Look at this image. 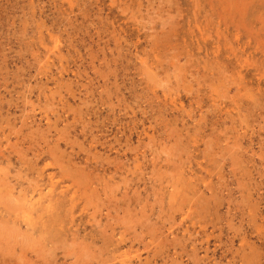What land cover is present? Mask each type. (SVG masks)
Returning a JSON list of instances; mask_svg holds the SVG:
<instances>
[{
  "label": "rangeland",
  "instance_id": "1",
  "mask_svg": "<svg viewBox=\"0 0 264 264\" xmlns=\"http://www.w3.org/2000/svg\"><path fill=\"white\" fill-rule=\"evenodd\" d=\"M0 264H264V0H0Z\"/></svg>",
  "mask_w": 264,
  "mask_h": 264
},
{
  "label": "bare ground",
  "instance_id": "2",
  "mask_svg": "<svg viewBox=\"0 0 264 264\" xmlns=\"http://www.w3.org/2000/svg\"><path fill=\"white\" fill-rule=\"evenodd\" d=\"M67 167V166H66ZM66 172V171H65ZM84 179V178H83ZM14 190V189H13Z\"/></svg>",
  "mask_w": 264,
  "mask_h": 264
}]
</instances>
